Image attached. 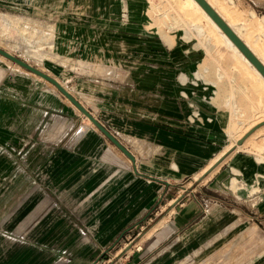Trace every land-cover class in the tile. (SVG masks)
I'll return each mask as SVG.
<instances>
[{
  "label": "crops",
  "instance_id": "1",
  "mask_svg": "<svg viewBox=\"0 0 264 264\" xmlns=\"http://www.w3.org/2000/svg\"><path fill=\"white\" fill-rule=\"evenodd\" d=\"M205 1L229 10L235 20L223 21L262 63L264 0ZM163 6L0 0V48L54 78L135 158L84 124L52 84L13 71L0 82V143L35 140V151L0 152V208L10 193L20 197L10 205L15 214L5 216L12 230L0 232V264H96L125 231L145 223L133 261L175 250L264 264V104L257 95L264 86L230 50L208 53L187 29L165 22ZM192 111L199 115L190 121ZM233 124L256 149L234 151L211 169L234 139ZM76 126L85 129L72 133ZM203 171L205 182L195 178ZM233 178L261 181L263 198L243 200ZM165 201L168 213L152 221Z\"/></svg>",
  "mask_w": 264,
  "mask_h": 264
},
{
  "label": "rangeland",
  "instance_id": "2",
  "mask_svg": "<svg viewBox=\"0 0 264 264\" xmlns=\"http://www.w3.org/2000/svg\"><path fill=\"white\" fill-rule=\"evenodd\" d=\"M162 1H164V6H163L162 10L167 11L165 20L163 19L165 22L170 23V25L174 24V26H176V27L178 26V27H183V28L187 29L186 30L187 31L186 37L198 39L199 42H201V44L205 47V49L208 50V53H212L215 55H223V54L228 53V50H229L228 47L226 46L224 41L219 36H217L215 34V31L213 29L212 30L214 31V33L212 30H210L211 27H209L210 25L208 24L207 21H205V18L201 17L199 19L194 20L190 17H187L184 14V12L181 9L182 7L179 8L181 6L180 4H182V2H184V0H162ZM204 25L205 26L207 25V26L205 27ZM199 27L203 30L202 32L199 31ZM209 31H211L213 34L210 33ZM199 32H201V33H199ZM230 52H232V51L230 50ZM228 54H230V53H228ZM220 59H223V57ZM15 70L18 72L17 74L19 76L24 75L27 78H29V79H27L29 81V83L35 82V79L40 80V79H38L39 77H35V75L28 73L27 70L21 68L17 64L11 62L10 60H8V59H6L0 55V82H2L4 79H6L11 73H14ZM245 74H246V72H245ZM249 74H251L249 78L251 79V76H252V79H253V74L252 73H249ZM19 76L16 75V80H19ZM255 85L258 87H261L262 84L255 82ZM262 87H263V85H262ZM257 95L260 98V102L258 101V103L264 104V87L257 90ZM75 112H78V111H75ZM78 114H80L84 124H87V126H90V127L93 126V128H96L82 113L78 112ZM84 129L85 128H82L80 126H76L72 130V133H76V134L81 133ZM236 130H237V132L234 136L233 141L226 147V149L222 153V154L226 153L225 154L226 156H231L234 153L233 150L228 151V149H229V147H231L232 144H235L236 139L238 140V138L241 137L240 128H237L234 124L227 128V132L229 134H231L232 132H235ZM86 131H88V130H86ZM105 140H107V139H105ZM107 142H109V140H107ZM109 144H110V142H109ZM140 145L141 144L139 142H134L133 148H135L136 150H140L142 152L143 149H141ZM247 146H249V147L247 148ZM255 146H256V144L254 142H251L250 139H247V140L243 141V145L241 146V148H239L235 151L247 150V149H249L250 151H253L256 149ZM262 148H263L262 144H259V147L257 149L259 151H261ZM4 150L35 151V140H33L31 143H29L27 145H24L22 143H9V144L0 143V152L4 151ZM222 154H220L214 161H212V163L210 164V167L216 163L217 159ZM156 155H158V153ZM153 159H154L153 162H157V158L154 157ZM230 159H227L226 161H228ZM258 159H259V162H261V163L264 162V159H261V158H258ZM143 161H144V159H142V162ZM147 161H149V160H147ZM246 163H248V165L250 167H255V164L253 163V161L251 159H248V160L246 159ZM239 164H241L240 161H239ZM204 172L205 171H203L201 173V175H197L195 178L198 180L202 179V181L205 182L207 177L204 178V176L206 175V174H204ZM245 177L247 178V181H251L249 177H247V176H245ZM190 181L191 180L184 182L183 186L185 187L186 185H188V183H190ZM231 182H232L233 188H236V184H237L242 189H244V190L247 189V190H245V192H244V190H242V194H243L242 196H245V194H246V198L243 197V200L245 199L246 201L248 200L249 203L252 201H253V203H255V202H257L263 198V196L261 195L262 192H260V188H259L260 184L262 183L261 181H259V182L257 181L256 185H252V183H254L255 181L254 182H238L237 183L236 180L234 179ZM187 191L189 192L190 188ZM257 192H259V193H257ZM19 193L22 194L23 192H19ZM10 195H12V196H10ZM15 195H16V192L10 193L8 197H11V201L9 203L4 202L6 205L3 206L2 208H0V232L12 230V228L10 229V227L14 226V224L10 225L9 222L5 221V216H6L7 211L9 212V214L10 213L15 214V207L10 206L11 204H13V202L15 200L20 199L19 196L17 199V197ZM174 195H177V193ZM165 203H166V201L161 203V205L158 206L157 209L154 211L153 217H151L152 221H156V220L159 221L168 213L169 210H164L163 212L161 211V209L163 210L162 207H164ZM240 205H242V204H240ZM155 215H156V217H154ZM152 221L148 220L149 224L150 223L152 224ZM146 226H148V224H146V223L140 224L136 229L133 226L129 230L125 231L121 235V237L119 238V242L117 243V245L114 246L113 248H111L109 250V252L101 254L97 258L96 264H222V260H214L212 258V260L209 261L208 254H206V253L205 254H199V255L182 256L181 254H177L175 252V250H166V251L165 250H162V251L156 250L150 254H141V256L139 257L140 261H138V262L133 261L132 259H133L134 253H132L133 252L132 246L139 240L140 234L144 233L146 231V229H145ZM0 242H1V239H0ZM139 248H140V245H137V249H139Z\"/></svg>",
  "mask_w": 264,
  "mask_h": 264
},
{
  "label": "water",
  "instance_id": "3",
  "mask_svg": "<svg viewBox=\"0 0 264 264\" xmlns=\"http://www.w3.org/2000/svg\"><path fill=\"white\" fill-rule=\"evenodd\" d=\"M201 8L212 18L217 26L225 33L240 52L249 60V62L261 73L264 77V65L250 51V49L239 39L233 30L223 21V19L213 10V8L205 0H195ZM0 55L11 62L17 64L28 72L44 79L52 84L77 110H79L100 132L108 139L122 154H124L132 163L135 162L133 155L121 144V142L111 134L103 124H101L91 113L85 109L60 83L54 78L46 75L35 67L29 65L23 60L13 56L12 54L0 48Z\"/></svg>",
  "mask_w": 264,
  "mask_h": 264
},
{
  "label": "bare ground",
  "instance_id": "4",
  "mask_svg": "<svg viewBox=\"0 0 264 264\" xmlns=\"http://www.w3.org/2000/svg\"><path fill=\"white\" fill-rule=\"evenodd\" d=\"M208 3H210L209 1H207ZM220 3V2H219ZM221 4V3H220ZM223 4V3H222ZM221 4V5H222ZM181 6L179 8L182 9V11L184 12V14L187 16V17H190L194 20L196 19H199L201 17L205 18V21L208 22V25L210 28V30H214L215 31V34L217 36H219L223 41L224 43L226 44V46L228 47L229 50L232 51L233 54L237 55L247 66L248 68H250V71L251 73L256 77V79L259 80V82H261L264 86V77L261 75V73L249 62V60L240 52V50L237 48V46H235V44H233L231 42V40L225 35V33L217 26V24L212 20V18L201 8V6L195 1V0H184V2H182V4H180ZM211 5V4H210ZM224 5V4H223ZM190 6V7H189ZM219 6V5H218ZM213 7V6H212ZM215 7H213L214 9ZM225 8V9H224ZM220 7V8H216V10L221 14V17L222 19L228 24H231L235 19L234 17H232V15L229 12V10H226V7ZM230 9V8H229ZM232 9V8H231ZM235 9V8H234ZM215 10V9H214ZM215 10V11H216ZM236 10V9H235ZM238 11V10H237ZM237 11L235 13H237ZM239 12V11H238ZM241 17H242V14H241ZM204 20V19H203ZM204 22V21H203ZM257 23V21H256ZM228 24V25H229ZM258 24V23H257ZM198 26V25H197ZM200 26V25H199ZM205 26V25H204ZM207 26V25H206ZM205 26V27H206ZM230 26V25H229ZM249 27V26H248ZM250 28V27H249ZM252 28V27H251ZM259 28V27H258ZM212 30V31H213ZM233 30V29H232ZM199 31H203L200 27H199ZM213 31V33H214ZM234 31V30H233ZM199 32V33H201ZM210 33H212L211 31H209ZM212 33V34H213ZM238 34V33H237ZM236 34V35H237ZM238 36V35H237ZM243 41V40H242ZM244 41H247V43H249L250 46L251 45V42L249 40H244ZM245 43V42H244ZM254 47V45L252 46ZM250 49V48H249ZM252 50V53H257L255 48H251ZM253 53V54H254ZM256 56V54H254ZM259 57V54L257 55ZM256 56V57H257ZM260 58V57H259ZM258 58V59H259ZM241 61V62H242ZM264 62V61H263ZM262 62V63H263ZM264 65V64H263ZM75 108V107H74ZM237 143V144H236ZM243 145V141H240L239 139L237 141H235V144H232L231 147H229L228 151L229 150H237L239 148H241V146ZM227 151V152H228ZM226 152V151H225ZM226 153L222 154L216 161V163L211 166V169L213 168H216L218 167L222 162L223 160L227 157L225 155ZM226 156V157H225ZM207 175L204 176V178H206ZM234 180V179H232Z\"/></svg>",
  "mask_w": 264,
  "mask_h": 264
},
{
  "label": "built area",
  "instance_id": "5",
  "mask_svg": "<svg viewBox=\"0 0 264 264\" xmlns=\"http://www.w3.org/2000/svg\"><path fill=\"white\" fill-rule=\"evenodd\" d=\"M193 83H196V81H194ZM198 112L197 111H192L191 114H190V121H192L193 119L197 118L198 117ZM259 193V192H257ZM254 194V193H253ZM256 194V193H255ZM260 201V200H259Z\"/></svg>",
  "mask_w": 264,
  "mask_h": 264
}]
</instances>
